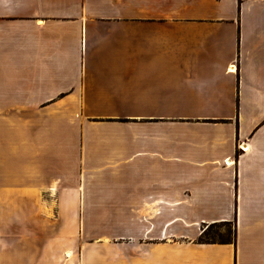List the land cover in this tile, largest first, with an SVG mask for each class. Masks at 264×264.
I'll use <instances>...</instances> for the list:
<instances>
[{
  "label": "crops",
  "instance_id": "1",
  "mask_svg": "<svg viewBox=\"0 0 264 264\" xmlns=\"http://www.w3.org/2000/svg\"><path fill=\"white\" fill-rule=\"evenodd\" d=\"M0 264H264V0H0Z\"/></svg>",
  "mask_w": 264,
  "mask_h": 264
},
{
  "label": "rangeland",
  "instance_id": "2",
  "mask_svg": "<svg viewBox=\"0 0 264 264\" xmlns=\"http://www.w3.org/2000/svg\"><path fill=\"white\" fill-rule=\"evenodd\" d=\"M82 220V218H80V221ZM65 224V223H64ZM211 235L215 234V237L217 238L219 235L223 236V237H231L233 235V226L229 225L226 227L223 226H216L211 228ZM68 234H64V242L66 241V236ZM102 234H84L81 229L79 230L78 236L76 234V236L72 235H68L69 240H73V241H77V248L74 250V256H82L84 255L85 251H86V247L89 246L90 243H96V244H100V245H94L92 246V249H90V252L92 253V255L95 256H99V257H103L104 255H108L109 253V249L111 251V255L113 256H119L120 255V245L118 244V242L115 243H111V248H104L102 246V243H97L95 242V240L97 241V239L99 237H101ZM67 247H64V252L63 255L70 257L72 256V252L71 250H68ZM130 252H132V255L134 254V250H130ZM70 253V256L68 255Z\"/></svg>",
  "mask_w": 264,
  "mask_h": 264
},
{
  "label": "trees",
  "instance_id": "3",
  "mask_svg": "<svg viewBox=\"0 0 264 264\" xmlns=\"http://www.w3.org/2000/svg\"><path fill=\"white\" fill-rule=\"evenodd\" d=\"M224 224H213L210 225L209 227H207L204 232L201 234V236L199 237V242L200 243H226V242H230L232 240V236L231 237H223V236H218L217 238L214 235H211V228L216 227V226H223Z\"/></svg>",
  "mask_w": 264,
  "mask_h": 264
},
{
  "label": "bare ground",
  "instance_id": "4",
  "mask_svg": "<svg viewBox=\"0 0 264 264\" xmlns=\"http://www.w3.org/2000/svg\"><path fill=\"white\" fill-rule=\"evenodd\" d=\"M228 164V163H227ZM70 256V253L68 254Z\"/></svg>",
  "mask_w": 264,
  "mask_h": 264
}]
</instances>
